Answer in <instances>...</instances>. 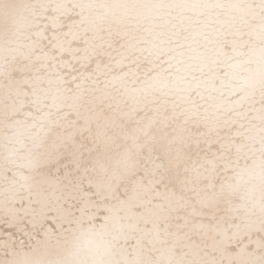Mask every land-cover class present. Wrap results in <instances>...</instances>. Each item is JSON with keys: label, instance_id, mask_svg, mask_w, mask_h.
<instances>
[{"label": "snow or ice", "instance_id": "1", "mask_svg": "<svg viewBox=\"0 0 264 264\" xmlns=\"http://www.w3.org/2000/svg\"><path fill=\"white\" fill-rule=\"evenodd\" d=\"M0 264H264V0H0Z\"/></svg>", "mask_w": 264, "mask_h": 264}]
</instances>
